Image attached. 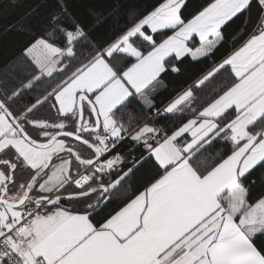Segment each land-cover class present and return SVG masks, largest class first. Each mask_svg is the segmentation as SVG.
<instances>
[{"label":"snow or ice","instance_id":"obj_1","mask_svg":"<svg viewBox=\"0 0 264 264\" xmlns=\"http://www.w3.org/2000/svg\"><path fill=\"white\" fill-rule=\"evenodd\" d=\"M18 8L0 264H264V0H111L91 25L69 0H0V17Z\"/></svg>","mask_w":264,"mask_h":264},{"label":"trees","instance_id":"obj_2","mask_svg":"<svg viewBox=\"0 0 264 264\" xmlns=\"http://www.w3.org/2000/svg\"><path fill=\"white\" fill-rule=\"evenodd\" d=\"M25 3L28 0H24ZM145 3H151L152 0H142ZM70 9L77 18L82 20L85 25L93 24L95 17L92 12L104 14L109 10L111 0H69ZM24 8H18L13 15L0 17V86H11L21 74V69L17 61L22 55L23 48L28 42L27 33L22 31H8L5 29L16 22L18 16L24 11ZM91 35L98 41L103 42L109 35V25L102 24L95 28ZM198 71L197 68L186 69L184 75L180 78H169V90L179 91L184 86L185 80ZM169 93L160 98L166 101Z\"/></svg>","mask_w":264,"mask_h":264}]
</instances>
